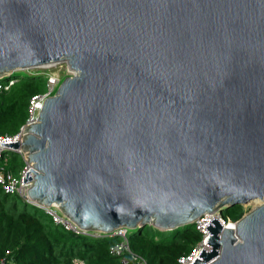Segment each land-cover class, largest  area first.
I'll return each mask as SVG.
<instances>
[{
	"label": "water",
	"instance_id": "95a60500",
	"mask_svg": "<svg viewBox=\"0 0 264 264\" xmlns=\"http://www.w3.org/2000/svg\"><path fill=\"white\" fill-rule=\"evenodd\" d=\"M61 60L11 144L32 203L107 235L258 199L195 264H264V0H0V79Z\"/></svg>",
	"mask_w": 264,
	"mask_h": 264
},
{
	"label": "trees",
	"instance_id": "16d2710c",
	"mask_svg": "<svg viewBox=\"0 0 264 264\" xmlns=\"http://www.w3.org/2000/svg\"><path fill=\"white\" fill-rule=\"evenodd\" d=\"M18 80L8 89L0 90V135H14L26 124L31 99L47 93L50 74L30 70L27 75L12 76ZM10 77L1 78L7 83ZM68 76H63L60 83ZM55 91H52L54 94ZM0 164L18 175L25 162L19 153L3 154ZM54 210V209H53ZM59 212V211H58ZM62 214L61 212H59ZM223 219L236 222L246 214L242 204L221 211ZM169 231L152 225L137 228L128 236L131 253L147 264H177L202 240L196 222ZM123 241L120 235L78 233L56 222L46 208L19 202L18 194H8L0 185V258L3 264H74L83 259L88 264H136L130 252L120 255L111 251ZM9 251V254H7ZM124 259L128 263L124 262Z\"/></svg>",
	"mask_w": 264,
	"mask_h": 264
},
{
	"label": "built area",
	"instance_id": "2783aa9c",
	"mask_svg": "<svg viewBox=\"0 0 264 264\" xmlns=\"http://www.w3.org/2000/svg\"><path fill=\"white\" fill-rule=\"evenodd\" d=\"M13 73H9L7 76H12ZM18 79L17 78H11L8 80L10 82L7 83H0V90L8 89L11 85H13ZM60 82V80L56 81L53 78H49V88L50 90L42 95H36L34 96L29 105V116L26 121V124L21 128V130L14 134H2L0 135V158L3 157V154L8 150H13L14 152H17L21 155H23L25 165L23 169L20 171L18 175H15L11 171H8L5 168V165L0 164V185L2 189L5 191V193L8 194H20L24 198H26L27 201L31 202L28 195L29 189L32 187L35 181V172L37 171L36 167L32 165L26 156L25 150L21 148H12L11 144L22 141L24 137V130L25 127L35 124L39 120L41 109L43 108V104L47 97H49L52 93V91L55 90L57 84ZM53 215L58 223H63L67 228L72 229L78 233H89L85 232L84 230L80 229L77 225H75L71 220L67 217H65L63 214H60L57 209H48ZM221 212L218 210L212 212V213H205L201 217H199L196 220L197 229L202 233V240L193 248V250L188 254L184 255L179 258L177 264H195L197 260L202 259V253L207 250L210 251V248L208 246V239L210 236V233L208 231V226L211 224L212 220L215 217H218L224 224V226H234L235 222L227 221L223 219V217L220 214ZM128 231L129 229L127 227H121L117 229L114 233L107 234L109 236L114 235H120L123 237V241L116 244L112 247L111 251L113 253H116L118 255L124 253V252H130V245L128 240ZM95 234V233H94ZM95 235L100 236V233H97ZM7 254H9V251H7ZM132 254V253H131ZM132 257L137 261L136 264H147V262L141 258H137L136 255L132 254ZM216 258H212L208 260L205 264H209L213 262ZM124 262L128 263L126 259H124ZM4 263V259L0 258V264ZM74 264H88L83 259H75Z\"/></svg>",
	"mask_w": 264,
	"mask_h": 264
},
{
	"label": "rangeland",
	"instance_id": "374dc122",
	"mask_svg": "<svg viewBox=\"0 0 264 264\" xmlns=\"http://www.w3.org/2000/svg\"><path fill=\"white\" fill-rule=\"evenodd\" d=\"M30 70L40 71V72H47V73L50 74L51 78H53L56 81L60 80L63 76H72V75H74L76 73V71L73 70L69 66V64L66 61H64V60L57 61V62H52V63L46 64V65H42V66H39V67L37 66V67L26 68V69H23V70H17V71H14L13 73L16 76H18V75L25 76V75H27L28 71H30ZM7 77L8 76H5L4 78H7ZM59 85H60V83L57 84L56 89L54 90L55 92L57 91ZM13 152H14L13 150H8L5 153H7L8 155H11ZM20 156L24 160L23 155L20 154ZM18 197H19V202L21 204L25 203L26 198H24L20 194H18ZM31 204L34 205V206H38V205L33 204V203H31ZM261 204H262L261 201H258L257 203L256 202L247 203L246 205H244L245 208H246V214L251 212V211H253L254 209H256ZM38 207H40V206H38ZM219 211L220 210L218 209V212ZM136 231H137V228H129L128 236L130 234H132V233H135ZM171 232H172V230H170L167 233V235H171ZM93 233L97 234L99 232L93 231Z\"/></svg>",
	"mask_w": 264,
	"mask_h": 264
},
{
	"label": "clouds",
	"instance_id": "9594fccd",
	"mask_svg": "<svg viewBox=\"0 0 264 264\" xmlns=\"http://www.w3.org/2000/svg\"><path fill=\"white\" fill-rule=\"evenodd\" d=\"M12 78V77H11ZM14 78V77H13ZM60 83V82H59ZM56 89V88H55ZM51 95H53L52 93H51ZM52 209H54V210H56L57 208H52ZM57 211H59V209H57ZM60 212V211H59ZM221 212V211H220ZM129 229V228H128Z\"/></svg>",
	"mask_w": 264,
	"mask_h": 264
},
{
	"label": "bare ground",
	"instance_id": "6f19581e",
	"mask_svg": "<svg viewBox=\"0 0 264 264\" xmlns=\"http://www.w3.org/2000/svg\"><path fill=\"white\" fill-rule=\"evenodd\" d=\"M8 82H10V81H8ZM258 201H260V200H258V199H257V200H254V201H252V203H253V202H256V203H257Z\"/></svg>",
	"mask_w": 264,
	"mask_h": 264
}]
</instances>
